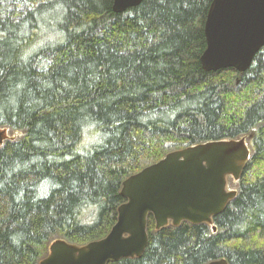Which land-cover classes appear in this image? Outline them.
<instances>
[{
    "label": "trees",
    "instance_id": "obj_1",
    "mask_svg": "<svg viewBox=\"0 0 264 264\" xmlns=\"http://www.w3.org/2000/svg\"><path fill=\"white\" fill-rule=\"evenodd\" d=\"M0 0V264H38L116 222L122 182L166 154L245 138L237 192L205 224L155 231L109 264H264V47L247 71L204 72L212 0Z\"/></svg>",
    "mask_w": 264,
    "mask_h": 264
},
{
    "label": "water",
    "instance_id": "obj_2",
    "mask_svg": "<svg viewBox=\"0 0 264 264\" xmlns=\"http://www.w3.org/2000/svg\"><path fill=\"white\" fill-rule=\"evenodd\" d=\"M143 0H113L112 12L122 14ZM203 32L205 50L199 58L204 72L234 69L244 73L264 47V0H212ZM0 128V146L13 141ZM250 151L245 138L216 140L172 151L160 161L131 175L121 184L124 203L116 222L102 239L85 245L55 240L38 264H109L139 259L148 244L147 218L155 231L181 223L205 224L224 211L237 192L228 179L238 181ZM205 264H228L225 259Z\"/></svg>",
    "mask_w": 264,
    "mask_h": 264
}]
</instances>
